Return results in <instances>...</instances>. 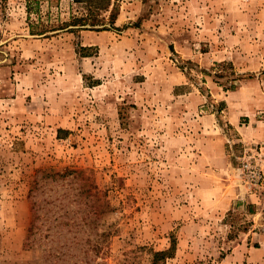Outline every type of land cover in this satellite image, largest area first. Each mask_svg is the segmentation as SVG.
Segmentation results:
<instances>
[{
  "label": "rangeland",
  "instance_id": "obj_1",
  "mask_svg": "<svg viewBox=\"0 0 264 264\" xmlns=\"http://www.w3.org/2000/svg\"><path fill=\"white\" fill-rule=\"evenodd\" d=\"M86 4L0 0V264H264V0Z\"/></svg>",
  "mask_w": 264,
  "mask_h": 264
},
{
  "label": "trees",
  "instance_id": "obj_2",
  "mask_svg": "<svg viewBox=\"0 0 264 264\" xmlns=\"http://www.w3.org/2000/svg\"><path fill=\"white\" fill-rule=\"evenodd\" d=\"M77 1H82V0H77ZM87 4L84 5L87 9L86 13H83L82 15L74 16L71 21L66 22V26L68 25H76V24H81V25H90L94 26L97 24H104L102 29H110V28H117L115 25V21L117 18V1L118 0H102L104 1L103 3L99 4L97 3H92L88 2ZM101 10L104 11H109L108 18L106 17H95L94 13L99 12ZM83 27H79V29H82ZM75 28L73 27L71 30H74ZM264 74V71H263ZM79 172V171H77ZM60 175L63 177L66 175V172L60 173ZM38 208H40V205L38 203H35ZM96 248H98V245H95ZM177 248V239L176 237H173L171 240V245L166 248V249H159V250H153L152 254V264H160L162 261H165L167 257L173 256Z\"/></svg>",
  "mask_w": 264,
  "mask_h": 264
},
{
  "label": "built area",
  "instance_id": "obj_3",
  "mask_svg": "<svg viewBox=\"0 0 264 264\" xmlns=\"http://www.w3.org/2000/svg\"><path fill=\"white\" fill-rule=\"evenodd\" d=\"M239 169L249 189L264 188V146L259 142L243 148Z\"/></svg>",
  "mask_w": 264,
  "mask_h": 264
},
{
  "label": "crops",
  "instance_id": "obj_4",
  "mask_svg": "<svg viewBox=\"0 0 264 264\" xmlns=\"http://www.w3.org/2000/svg\"><path fill=\"white\" fill-rule=\"evenodd\" d=\"M233 124H237L235 121H233ZM232 167H233V165H232Z\"/></svg>",
  "mask_w": 264,
  "mask_h": 264
}]
</instances>
